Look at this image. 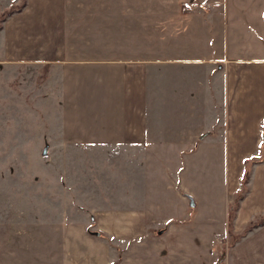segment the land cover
I'll return each mask as SVG.
<instances>
[{"label":"crops","instance_id":"crops-1","mask_svg":"<svg viewBox=\"0 0 264 264\" xmlns=\"http://www.w3.org/2000/svg\"><path fill=\"white\" fill-rule=\"evenodd\" d=\"M184 6L169 28L152 37L140 28L138 36L125 31L121 51L99 56L75 55L67 0H26L2 23L0 64L47 66L32 84V116L44 125L27 128L29 148L34 142L44 155L59 151L60 159L89 150L92 160L102 156L127 167L122 201L102 196L90 203L91 221L64 235L61 264H264V224L232 245L227 237L245 161L259 155L263 141L264 0ZM201 151L210 174L226 171L227 219L219 231L200 236L191 232L197 201L181 174L188 182L186 157ZM58 165L62 171L67 164ZM262 215L264 159L251 165L233 231L242 233ZM221 240L223 256L208 259L205 252Z\"/></svg>","mask_w":264,"mask_h":264},{"label":"rangeland","instance_id":"rangeland-1","mask_svg":"<svg viewBox=\"0 0 264 264\" xmlns=\"http://www.w3.org/2000/svg\"><path fill=\"white\" fill-rule=\"evenodd\" d=\"M9 1H1L0 9ZM187 1L198 0H67L69 44L77 56L111 54L113 47L123 49L125 31L138 36L140 28L152 37L156 30L169 28L177 13L185 11ZM46 70L47 66L28 70L26 64H0V264H61L62 240L91 221L90 203L103 200L102 196L122 201L125 193L127 167L113 164L115 159L92 160L89 150H70L67 158L60 159L59 151L45 156L34 142L29 148L27 128L34 121L44 125L42 117L32 116L37 110L32 84ZM204 153L188 161L186 157L192 166L188 182L181 174L183 186L190 188L197 201L191 232L200 236L219 231L227 219L223 213L226 171L210 174ZM62 160L67 165L60 171ZM205 176L209 179L204 180ZM43 189L51 191L44 194ZM66 224L77 229H62ZM225 248L221 240L211 253L202 250L215 260Z\"/></svg>","mask_w":264,"mask_h":264},{"label":"trees","instance_id":"trees-1","mask_svg":"<svg viewBox=\"0 0 264 264\" xmlns=\"http://www.w3.org/2000/svg\"><path fill=\"white\" fill-rule=\"evenodd\" d=\"M25 3H26V0H21V2L19 1L17 3H13L10 7L3 10L0 13V23H2L13 12L21 10V8H23ZM1 27H2V25H1ZM263 159H264V130H263V141L261 142L259 155L258 156H252V157H249L246 159L245 171H244V175L242 177V185L243 186H242L241 190L236 194L234 202L230 205V209H229V234H230V236L228 238V245L234 244L235 241H237L242 236H244L249 230H252L253 228H255L257 226L264 224V215H262V216L258 217L257 219L249 222L246 229L242 233H237V232L233 231V226H232V220L234 218L235 211H236L237 206H238V201L240 198L243 197V195L247 189V182L249 180V176H250V172H251V165L253 162L261 161ZM92 232L97 233L98 231H92ZM99 233L101 234L102 232H99ZM222 256H223V254L220 255V257H222ZM216 264H222V261H220V262L217 261Z\"/></svg>","mask_w":264,"mask_h":264},{"label":"water","instance_id":"water-1","mask_svg":"<svg viewBox=\"0 0 264 264\" xmlns=\"http://www.w3.org/2000/svg\"><path fill=\"white\" fill-rule=\"evenodd\" d=\"M191 204H192V205H194V204H195V201H194L193 199L191 200Z\"/></svg>","mask_w":264,"mask_h":264}]
</instances>
